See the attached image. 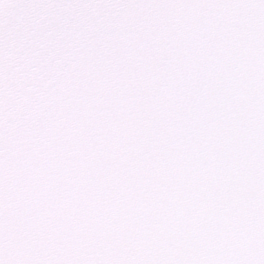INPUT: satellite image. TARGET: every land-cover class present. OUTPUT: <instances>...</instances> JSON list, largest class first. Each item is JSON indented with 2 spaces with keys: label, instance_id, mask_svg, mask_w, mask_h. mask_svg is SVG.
<instances>
[{
  "label": "snow or ice",
  "instance_id": "1",
  "mask_svg": "<svg viewBox=\"0 0 264 264\" xmlns=\"http://www.w3.org/2000/svg\"><path fill=\"white\" fill-rule=\"evenodd\" d=\"M0 264H264V0H0Z\"/></svg>",
  "mask_w": 264,
  "mask_h": 264
}]
</instances>
